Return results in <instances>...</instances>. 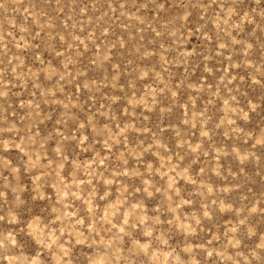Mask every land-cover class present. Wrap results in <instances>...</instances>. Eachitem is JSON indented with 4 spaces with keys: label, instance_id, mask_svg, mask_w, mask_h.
<instances>
[{
    "label": "rangeland",
    "instance_id": "374dc122",
    "mask_svg": "<svg viewBox=\"0 0 264 264\" xmlns=\"http://www.w3.org/2000/svg\"><path fill=\"white\" fill-rule=\"evenodd\" d=\"M0 264H264V0H0Z\"/></svg>",
    "mask_w": 264,
    "mask_h": 264
}]
</instances>
